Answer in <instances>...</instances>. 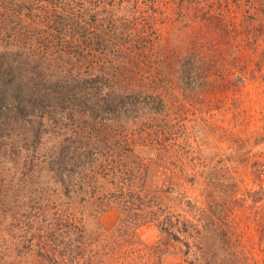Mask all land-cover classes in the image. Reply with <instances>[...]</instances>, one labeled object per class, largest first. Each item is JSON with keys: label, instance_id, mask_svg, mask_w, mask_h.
I'll list each match as a JSON object with an SVG mask.
<instances>
[{"label": "rangeland", "instance_id": "374dc122", "mask_svg": "<svg viewBox=\"0 0 264 264\" xmlns=\"http://www.w3.org/2000/svg\"><path fill=\"white\" fill-rule=\"evenodd\" d=\"M1 59L0 264H264V0H0Z\"/></svg>", "mask_w": 264, "mask_h": 264}, {"label": "trees", "instance_id": "16d2710c", "mask_svg": "<svg viewBox=\"0 0 264 264\" xmlns=\"http://www.w3.org/2000/svg\"><path fill=\"white\" fill-rule=\"evenodd\" d=\"M3 60L4 59L0 60V83L3 84L5 82L7 84V83H9V79L11 78V75H12L11 71H13V69L11 68V66H6L3 62ZM5 98H7L6 90L2 87V85H0V100L3 101ZM0 107H2V106L0 105ZM24 111H26L25 107H24V109H21L19 111V113H21L23 115ZM24 119H27V117L25 116ZM64 157H65L64 155L60 156L59 165L62 163V159ZM57 160H58V158H57ZM69 173H71V171ZM66 176H67V174L65 172H62L61 176H59V177L62 179V181H65Z\"/></svg>", "mask_w": 264, "mask_h": 264}]
</instances>
